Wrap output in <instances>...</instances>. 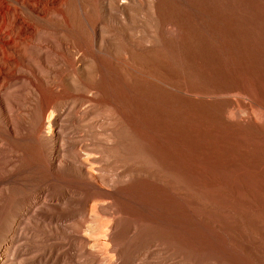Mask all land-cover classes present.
<instances>
[{
  "label": "bare ground",
  "instance_id": "bare-ground-1",
  "mask_svg": "<svg viewBox=\"0 0 264 264\" xmlns=\"http://www.w3.org/2000/svg\"><path fill=\"white\" fill-rule=\"evenodd\" d=\"M99 1L105 16L92 21L87 12H95ZM190 3L194 10H179L158 43L148 27L147 39L128 32V8L136 10L141 0H0V264H134L114 237L115 195L105 189L112 183L104 172L107 159L115 158L118 174L127 176L131 108L139 102L146 108L144 99L156 121L150 139L161 155L177 161V144L192 148L197 135L208 136L193 128L189 110L204 106L197 98L209 102L214 95L164 79L178 71L163 50L179 52L197 70L223 46L226 26L209 23L220 13L210 0ZM119 9L124 17L114 15ZM81 20L86 41L77 45L65 33L78 29ZM99 70L110 87L117 74L121 96L115 135L103 140L104 151L94 134L79 129L84 115L108 102L98 97L107 93L105 83L93 81ZM133 86L142 100L131 96ZM171 86L179 105L187 106L182 117L167 109L175 103ZM166 111L180 134L174 121L166 122ZM58 114L66 115L64 122ZM224 119L231 125L244 120L240 114ZM95 124L92 118L86 126L95 132ZM86 135L91 142L82 141ZM251 143L197 170L190 194L175 191L191 202L192 264H264V137ZM186 158L190 173L189 151ZM80 207L81 216L72 214ZM133 231L125 226V236Z\"/></svg>",
  "mask_w": 264,
  "mask_h": 264
},
{
  "label": "rangeland",
  "instance_id": "rangeland-1",
  "mask_svg": "<svg viewBox=\"0 0 264 264\" xmlns=\"http://www.w3.org/2000/svg\"><path fill=\"white\" fill-rule=\"evenodd\" d=\"M141 1L142 4H138L136 10L128 8L132 13V20L126 22L128 32L131 36L141 34L147 39L148 27L158 43L161 42V29L167 22L176 19L179 10L191 12L196 5L190 3V0ZM210 5L220 13V16L212 15L209 18L210 25L226 26L227 32L222 48L219 53L212 52L206 67L199 64L196 70L190 67V62L179 52L163 50L178 71L175 78L168 77L165 80L170 83L182 81L185 85L207 90L214 95L209 102H201L197 98L196 103H203L204 106H192L189 110L193 128L208 136L204 138L197 135L192 148L182 143L172 146L177 161L171 160L169 154L162 156L150 139V132L156 121L144 99L146 108L141 102L131 108L127 176L118 174L121 171V168L116 169L118 159H107L111 163L107 168L109 172L104 173L108 174L112 185H106L105 189L115 195L110 206L118 218L114 237L116 242L127 247L131 255L130 262L134 264H192L191 202L177 198L175 191L190 194L194 189L192 181L195 180L197 170L210 169L223 154L242 149L246 145L252 148L251 142L256 137H264V0H210ZM123 12L120 9L114 10V15L117 18L124 17ZM87 15L92 21L103 19L105 15L100 1L95 12H87ZM197 20L199 21L198 17ZM103 34H107L106 30ZM65 35L77 45H83L86 41L83 21L81 20L78 29L66 32ZM105 48L109 53H120L119 49L111 46ZM166 76L162 74V77ZM93 81L105 83L107 93L99 91L98 97L105 98L108 102L99 105L94 115H84L81 121L83 129H79L82 134H94L93 142L97 141V149L104 151L103 140L115 135L114 122L120 116V82L115 73L113 85L108 86L107 74H102L101 70L97 71ZM164 86L167 88V85ZM167 91H173L172 86ZM173 95L174 105L166 107L182 117L186 114L187 106L179 105L178 96L175 92ZM131 96L142 100V94L136 86L132 87ZM227 114H240L244 120L231 125L224 119ZM65 116L56 115L59 120L63 118L61 122H64ZM92 118L96 123L95 132L86 126ZM165 118L167 123L174 121L180 134L179 123L173 119V114L169 115L166 111ZM82 141L91 142L87 135ZM188 151L193 158L194 171L190 169V173L186 170ZM124 178L127 180L125 183ZM211 196L208 195V201L213 202L214 196ZM73 213L81 216L83 209L80 207ZM65 222L68 221L63 223ZM127 225L132 226L134 231L125 236Z\"/></svg>",
  "mask_w": 264,
  "mask_h": 264
}]
</instances>
